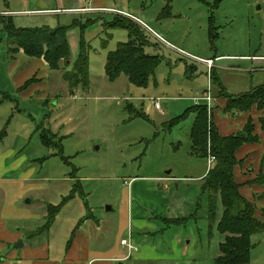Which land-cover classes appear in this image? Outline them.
Listing matches in <instances>:
<instances>
[{
    "label": "rangeland",
    "instance_id": "374dc122",
    "mask_svg": "<svg viewBox=\"0 0 264 264\" xmlns=\"http://www.w3.org/2000/svg\"><path fill=\"white\" fill-rule=\"evenodd\" d=\"M94 2L110 10H87ZM48 3L64 11L24 13ZM6 17L20 28L70 26L69 61L58 71L44 73L36 63L30 68V58L9 52L1 22ZM117 20L139 27L150 44L145 53L160 58L144 86L131 85L123 75L113 83L106 79L108 54L130 41L128 31L111 27ZM81 35L89 85L70 92L62 76L79 54ZM256 57L264 58V0H0V157L9 154L2 159L4 167L17 165L5 176L31 174L35 189L22 203L30 201L24 209L44 218L47 205H59L73 188L80 191L60 209L62 227L78 226L83 201L89 209L84 216L92 212L117 222L127 212L136 248L161 255L132 260L138 264H215L226 237L216 228L223 208L219 193L201 191L200 179L214 162L207 166L210 154L189 155L194 116H183L195 98L210 95L215 109L225 107L224 93L237 96L264 85V61L257 64ZM204 60L212 62L210 69ZM32 77L31 95L21 94L18 86ZM225 114L234 120L240 113ZM42 130L50 131V146L41 143ZM136 222L149 224L143 229ZM250 244L248 264H264V234L251 236Z\"/></svg>",
    "mask_w": 264,
    "mask_h": 264
},
{
    "label": "trees",
    "instance_id": "16d2710c",
    "mask_svg": "<svg viewBox=\"0 0 264 264\" xmlns=\"http://www.w3.org/2000/svg\"><path fill=\"white\" fill-rule=\"evenodd\" d=\"M1 22L3 31L12 46L9 48L10 53L15 54L22 51L28 58L42 59L51 71H58L61 62L69 61L66 34L70 26L54 29L46 26L20 28L14 24L12 17H6ZM111 27L128 31L130 41L118 44L116 50L108 54L105 65L106 79L113 83L123 75L131 85L137 87L146 85L159 66L160 58L145 53L144 48L149 47L150 44L142 38L141 29L133 23L117 20L112 23ZM212 30H209V35ZM79 42V54L72 68L62 76L70 92L79 86L87 87L89 85L87 46L82 35ZM33 81L34 78L28 80L21 90L31 85ZM214 84L219 87L221 85L218 80H215ZM222 89L224 90V88H221V92H223ZM223 96L226 99L224 113L237 111L240 114H248L255 107V111L260 113L257 118L258 126L261 131H264V85L254 87L249 92L237 96L227 93H224ZM206 110V105H194L186 111L183 117H187L188 114L194 116L189 129V155L206 158L210 154L214 158V165L204 177L201 191L219 193L223 208L222 218L216 228L222 236L226 237L224 243L220 245V255L215 259V264H248L251 236L264 234V206L260 208L258 217L255 204L240 194V186L234 176V169L240 164V161L236 159L235 154L243 145L259 143L260 139L255 133L256 125L250 116L237 133L226 137L221 136L212 117L207 116ZM134 116L142 117L143 115L134 113ZM183 117L179 116L178 118ZM47 132L50 131L42 130L40 134V140L44 146H50L53 142ZM252 184L264 186V174L260 172ZM77 194L80 195V191L73 188L59 205L49 206L45 226L35 235L44 233L60 209Z\"/></svg>",
    "mask_w": 264,
    "mask_h": 264
},
{
    "label": "crops",
    "instance_id": "0c3cea01",
    "mask_svg": "<svg viewBox=\"0 0 264 264\" xmlns=\"http://www.w3.org/2000/svg\"><path fill=\"white\" fill-rule=\"evenodd\" d=\"M101 4V2H94L93 6L87 10H110L106 6L101 8ZM38 11L59 12L64 11V9L58 8L53 10L48 3L44 9L24 13L32 14L38 13ZM123 16L135 19L150 33L155 35L154 37H157L158 42L161 43L163 41L162 43L167 44L163 38L151 32L138 18L128 13L123 14ZM17 54L22 57L24 56L23 58H28L22 51H19ZM252 61L262 64L255 58ZM29 62H31L30 68L36 63L44 73L49 71L47 64L42 59L30 58L27 63L29 64ZM34 77L36 78V76ZM40 79L41 81L43 80L41 76ZM20 80L22 78L17 79L18 82ZM41 86L42 83L37 84L34 89L36 90ZM22 87L21 85L18 86L21 94L26 96L31 95V85L21 90ZM35 92L38 93V91ZM219 108H212L211 114L219 134L223 137L230 136L241 130L249 116L256 125L255 133L260 141L256 144H245L236 152L235 156L240 161V164L235 167L234 176L240 186V194L249 201H252L255 206L259 204L263 207L264 186L252 184V181L260 172L264 174V131L260 130L257 121L260 114L257 115L253 111L251 115L249 113L239 114V116L234 115V120H232L229 114L223 112V105ZM8 155L5 154L0 157V264H138L132 260L139 259L145 262L161 256L156 254L155 258L153 250L143 246L141 249L137 248L129 259L124 260L128 252L126 248L120 245V241L127 238L123 236L125 231L127 236L128 230H130L132 235L131 226L134 224V221L132 219L130 221L129 219L127 220V212L125 213L124 211L120 213L121 217H119V221L117 222L109 217H94L91 214L92 212L88 213V216H84L86 211L89 210L84 201V204L81 202L79 205L80 211L78 214L80 217L76 228L62 227L58 219L59 214H57L52 224L44 233L35 235L45 226L47 208L53 205L49 204L46 206L45 218L43 215L37 216L32 214L31 210L24 209V206H31V202L26 201L22 203V201L28 196L31 197V189H35V187L31 186V174H20L18 177L5 176L6 171H12L17 166L16 163H12L10 166L4 167L2 159ZM205 175L206 173L202 174L200 179L205 177ZM237 175L240 176L239 181L237 180ZM170 180L171 178L167 180L166 178H161V181L169 182ZM254 196L255 198H253ZM75 200H77L76 196L71 199V202ZM260 206H256V208L260 209ZM40 220H44V223L38 227L36 223ZM135 224L144 229L145 225L149 223L136 222ZM133 244L137 247L134 242Z\"/></svg>",
    "mask_w": 264,
    "mask_h": 264
},
{
    "label": "built area",
    "instance_id": "2783aa9c",
    "mask_svg": "<svg viewBox=\"0 0 264 264\" xmlns=\"http://www.w3.org/2000/svg\"><path fill=\"white\" fill-rule=\"evenodd\" d=\"M258 60L264 61V58H260ZM205 65L207 66L208 69H210L211 68V65H212V62L211 61H206L205 62ZM193 102H194V105L195 106L200 105V102H205L207 111L209 113L211 112L212 99H211L210 95L204 96L202 98H195V99H193ZM154 109L156 111H160L161 110V106H160L158 100H155L154 101ZM212 162H214V158L211 157V156H208L207 166L209 167V165H211ZM131 238H132L131 232H130V230H128V236H127V238L120 241V245L122 247L126 248L127 249V252H128V254L124 257V260L129 259V257L131 256V254L134 253L137 250V248L133 244Z\"/></svg>",
    "mask_w": 264,
    "mask_h": 264
},
{
    "label": "water",
    "instance_id": "95a60500",
    "mask_svg": "<svg viewBox=\"0 0 264 264\" xmlns=\"http://www.w3.org/2000/svg\"><path fill=\"white\" fill-rule=\"evenodd\" d=\"M108 210H110V209H108ZM120 264V263H119Z\"/></svg>",
    "mask_w": 264,
    "mask_h": 264
}]
</instances>
